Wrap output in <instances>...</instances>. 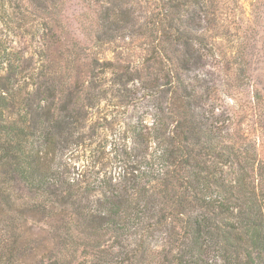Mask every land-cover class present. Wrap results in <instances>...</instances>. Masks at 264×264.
<instances>
[{
    "label": "trees",
    "instance_id": "trees-1",
    "mask_svg": "<svg viewBox=\"0 0 264 264\" xmlns=\"http://www.w3.org/2000/svg\"><path fill=\"white\" fill-rule=\"evenodd\" d=\"M92 1L83 41L65 0L0 2V264H264L256 40L222 75L224 2ZM125 39L137 66L99 58Z\"/></svg>",
    "mask_w": 264,
    "mask_h": 264
},
{
    "label": "rangeland",
    "instance_id": "rangeland-1",
    "mask_svg": "<svg viewBox=\"0 0 264 264\" xmlns=\"http://www.w3.org/2000/svg\"><path fill=\"white\" fill-rule=\"evenodd\" d=\"M14 2L15 0H11ZM18 1V0H16ZM114 1V0H110ZM145 0H130L132 3L142 4ZM224 2L223 5L220 4L219 9H221L222 19L219 20L220 27L218 30L212 29L209 31L211 36H214L212 43L216 47V55H225L220 67L223 68V73L226 71H230L233 69V64L231 61L233 60L234 53L238 52L241 46H243L245 38L252 35L256 40L255 50L253 53V58L257 59V54H264V0H220V2ZM0 2L8 3L10 0H0ZM62 18L63 25L66 27V31L70 34V37L76 38L78 40L83 41L82 35L79 32L80 22H84L83 16L84 14L93 15L95 11V4L92 0H65V3L62 8ZM1 37L4 41H8L10 38V34L2 28L1 29ZM252 31V32H251ZM217 33V34H216ZM219 34L223 37H220ZM23 41L19 42V45H22ZM25 44V43H23ZM138 42L133 39H125L117 43V46L111 47H103L102 54H100L99 58L101 59H117L121 65L130 64L132 67L137 66V61L141 57V51L137 48ZM263 47V48H262ZM264 58V56H263ZM215 60H219L220 57L215 56ZM211 64L215 62L212 60H208V64L211 69ZM255 69L261 68V80L264 84V61L262 64L259 62H254ZM217 64V63H216ZM216 75L214 76L215 86L218 88V84L222 82L221 71L219 73L216 71ZM106 78H109L108 74ZM108 81H106L107 83ZM233 95V90L228 91L226 86L221 87V92L217 94V98L221 100L220 104H225L227 101V95ZM149 103L146 102L145 99L137 102L135 107H128L126 109H110L104 108L107 110L106 112V121L113 123L116 119L123 121L126 117L134 118L138 112L144 110ZM104 105V104H102ZM104 123V122H103ZM115 124V122L113 123ZM102 133V132H101ZM103 132L102 134H105ZM109 150V147L106 151ZM77 158L78 160L82 159V157ZM81 163V161L79 162ZM156 241H152V246L155 247Z\"/></svg>",
    "mask_w": 264,
    "mask_h": 264
}]
</instances>
